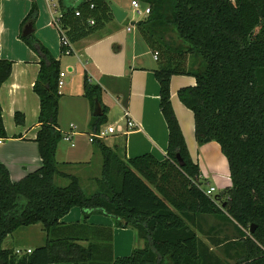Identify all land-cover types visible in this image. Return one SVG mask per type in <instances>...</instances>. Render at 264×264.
<instances>
[{
    "label": "trees",
    "instance_id": "obj_1",
    "mask_svg": "<svg viewBox=\"0 0 264 264\" xmlns=\"http://www.w3.org/2000/svg\"><path fill=\"white\" fill-rule=\"evenodd\" d=\"M136 1L149 8L133 25L157 56L154 77L168 132L165 158L146 153L120 159L94 140L102 157L94 191L87 194L76 177L60 173L55 159L62 139L60 64L33 34H20L39 57L32 90L39 100L34 142L41 166L12 182L0 162V264H264V0ZM57 6L70 45L113 18L105 0H58ZM37 15L31 0L21 28L33 26ZM65 50L61 46L62 54ZM11 71L12 62L0 59V87ZM178 75L195 79L177 98L193 115L196 143L209 138L227 162L231 185L213 197L205 194L171 105L170 79ZM83 93L92 109L95 101L101 105L102 90L86 73ZM101 108L102 115L92 117V134L106 123L107 109ZM14 120L23 122L19 114ZM6 138L0 106V139ZM55 176L68 184L56 186ZM74 208L81 222L62 223ZM92 215L133 229L145 247L114 257L112 228L88 223ZM33 225L46 234L43 246L21 257L2 247L16 230Z\"/></svg>",
    "mask_w": 264,
    "mask_h": 264
},
{
    "label": "crops",
    "instance_id": "obj_2",
    "mask_svg": "<svg viewBox=\"0 0 264 264\" xmlns=\"http://www.w3.org/2000/svg\"><path fill=\"white\" fill-rule=\"evenodd\" d=\"M57 1L35 0L38 15L31 34L54 59L59 61L60 73H64V85L58 90V129L64 135L63 131L66 133L71 131V125L75 127L71 139L74 147L63 139L57 145L55 159L58 171L76 177L82 188L86 183L94 186V180L101 174V154L96 143L88 141L89 135L92 134L90 123L93 109L83 93L85 73L90 82L97 84L102 90L100 101L107 109V113L106 123L103 125L106 126L100 127V130L109 126L121 129L124 125V111L129 113L130 119L136 124V127L126 134L116 132L97 141L111 148L120 159L150 153L156 159L163 160L166 155L168 132L159 110V86L154 77L157 62L133 25L134 21L127 20V8L134 13L131 6L133 0H109L126 12L124 20L119 24L112 18L101 30L71 45L69 55L62 54L60 34L53 22L55 18L61 16ZM30 3L31 0H0V59L12 62L11 74L0 87V106L7 135L6 139H0V162L8 170L12 182L22 179L41 166L38 146L34 142L39 129L37 123L39 100L32 90L39 71V57L19 39L23 30L21 22L29 11ZM194 84L193 77L172 76L170 101L190 157L192 149L197 152L200 182L205 185L204 189L214 187L216 194L231 185L227 162L223 155L218 153L216 147L219 146L214 144L215 142L210 141L202 145L196 143L193 115L177 98V91L180 88ZM15 114L22 116L21 124L15 123ZM63 117L66 119L63 120ZM208 145H216L211 146L214 158L210 161L212 184L204 183L205 172L199 163V154H206V150L211 148ZM54 184L64 187L68 180L55 176ZM81 220L80 210L74 208L61 222L72 224ZM88 223L112 228V251L116 258L126 257L133 249L145 247L144 241L138 238L133 229L116 228L112 220L106 216L92 215ZM23 229L31 231V238L35 243L21 248L17 245L13 248L6 247L5 245H10L11 238H16L17 232ZM23 229L19 228L9 235L3 241L2 247L13 253L16 249L22 251L29 249L32 252L45 244L46 234L40 225ZM148 244L149 241L146 248L149 247Z\"/></svg>",
    "mask_w": 264,
    "mask_h": 264
},
{
    "label": "built area",
    "instance_id": "obj_3",
    "mask_svg": "<svg viewBox=\"0 0 264 264\" xmlns=\"http://www.w3.org/2000/svg\"><path fill=\"white\" fill-rule=\"evenodd\" d=\"M131 6L134 10V13L139 15V16H143L146 17L149 14V8L146 5L141 6V4H139L138 1L133 0L131 2ZM78 15V14H76ZM59 19L60 17H57L53 20L54 25L56 26V28L59 31L60 34V43L61 46L64 47L66 50L64 51V55H68L71 53V45L68 42L66 36L64 35V32L60 29V25H59ZM89 25H93L94 23L92 21H88ZM128 31L130 30L129 28L127 29ZM154 59L156 60V54L153 55ZM63 77H64V73H60L59 77H58V81H57V88L58 90L61 89L64 85L63 82ZM123 119H124V125H122L123 127L119 130H117V126H109L103 130H100L98 133L96 134H90L88 141L90 143H93L94 140H102L104 138H106L109 135L115 134L116 132H121L123 134L128 133L129 131L133 130L136 127V124L130 119L129 113L127 111H124L123 113ZM71 131L65 133L64 135H62V139L65 142H69L71 147H74V144L72 143L71 139L72 136L74 135L75 132H73V130L75 129V127H73L72 125L70 126ZM1 142V141H0ZM205 194L207 196L213 197L215 195V188L214 187H208L205 190ZM31 250L27 249L25 251H22L20 249H16L14 251V255L17 257H21L24 254H30Z\"/></svg>",
    "mask_w": 264,
    "mask_h": 264
},
{
    "label": "rangeland",
    "instance_id": "obj_4",
    "mask_svg": "<svg viewBox=\"0 0 264 264\" xmlns=\"http://www.w3.org/2000/svg\"><path fill=\"white\" fill-rule=\"evenodd\" d=\"M141 6H143V4H141ZM126 12L128 13L127 20H130V21H134V22L136 21L137 22L138 20L140 21V20H142V18L143 19L145 18L143 16H139V15L133 13L132 10L131 9H128V8H127ZM65 119H66V117H63V120H65ZM103 125L101 127H105L106 126V125L105 126H103ZM62 133H66V132L63 131ZM214 144H216V143H214ZM216 145H211V146H216ZM208 146H210V145H208ZM210 147H208V148H210ZM216 149L218 150V153H221L219 147H216ZM212 150L213 149L211 147L208 151L206 150V154H199V157H200V160H199L200 162L199 163H200L201 167H203V172H205V174H203V175H204V177H206V178H203V180H205L204 183L210 182L211 184H212L211 176H212L213 173H212V170L210 169V166H211L210 165V161H211V159L212 160L214 159L213 156H212V154H211L212 153ZM191 151H192L191 158H193V160L196 161L195 163H197V160H196L197 159V152H196L195 149H192ZM203 158H205V161L206 162L203 161ZM82 186H84L83 187V190L87 194H89V193H91L92 191L95 190V184H94V186H91V184H88L87 185V183H86V184H83ZM24 228H26V227H24ZM20 229H23V227L20 228ZM247 233L249 234V232H247ZM16 236H17L16 238L14 237L15 239L14 238L13 239L11 238V243H10L9 246L8 245H5V246L6 247H10V248L12 247L13 248L15 245H17V246H19L21 248V247H24V245H33L35 243L34 242V239L31 238V231L28 230V229L19 230L17 232V235Z\"/></svg>",
    "mask_w": 264,
    "mask_h": 264
},
{
    "label": "water",
    "instance_id": "obj_5",
    "mask_svg": "<svg viewBox=\"0 0 264 264\" xmlns=\"http://www.w3.org/2000/svg\"><path fill=\"white\" fill-rule=\"evenodd\" d=\"M105 3L109 6L110 12H111L114 20L120 24L124 20V18L126 17V12L119 9L116 5L112 4L109 0H105ZM31 33H32V26L30 24H28L23 28L21 35L23 37H27ZM92 114L94 117H99L102 115L101 105L97 101H95V103H94V108H93ZM209 142H210L209 138L204 140V143H209ZM250 233H253V229H250Z\"/></svg>",
    "mask_w": 264,
    "mask_h": 264
}]
</instances>
